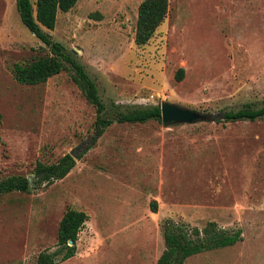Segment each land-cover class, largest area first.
Listing matches in <instances>:
<instances>
[{"label":"rangeland","instance_id":"rangeland-1","mask_svg":"<svg viewBox=\"0 0 264 264\" xmlns=\"http://www.w3.org/2000/svg\"><path fill=\"white\" fill-rule=\"evenodd\" d=\"M141 1L79 0L45 30L96 81L105 114L170 101L218 119L116 121L98 137L96 109L70 66L37 85L15 79L16 63L51 50L23 24L17 0H0V178H32L29 191L0 194V264H37L44 250L60 257L69 207L89 220L76 255L58 264H157L167 223L192 233L210 221L243 239L185 264H264V119H222L264 106V39L239 38L228 0H170L165 21L138 45ZM66 153L77 159L71 172L36 185V163Z\"/></svg>","mask_w":264,"mask_h":264},{"label":"trees","instance_id":"trees-1","mask_svg":"<svg viewBox=\"0 0 264 264\" xmlns=\"http://www.w3.org/2000/svg\"><path fill=\"white\" fill-rule=\"evenodd\" d=\"M79 0H17V7L23 24L50 47V53L36 56L26 63H16L13 66L15 79L28 85L46 82L50 77L59 74L69 66L73 70V80L83 95L96 109L97 117L95 129L100 137L114 122L145 123L150 120L162 121L160 105L134 106L126 110L117 109L111 114H105L107 105L100 95L96 81L91 77L85 66L66 51L65 46L54 41L48 30H54L58 21L59 11L68 12L74 8ZM170 10V0H142L138 9V20L135 32V42L146 44L156 33L157 28L165 21ZM184 68L177 73L178 80L184 77ZM221 118V117H220ZM218 119V118H216ZM225 121H239L264 119V106L254 107L245 105L236 110L225 111L222 115ZM3 115L0 113V127ZM94 141L93 143H95ZM92 143V144H93ZM90 146L79 156L81 157ZM77 159L72 153H66L55 162L38 161L34 172L37 176L36 185L51 184L55 180L66 177L76 166ZM32 181L25 175H10L0 178V194L9 191L26 192L31 189ZM157 211V202H153ZM89 220V214L76 207H69L59 225V251H42L37 264H58L73 257L77 253V242L80 232ZM196 235V238L192 235ZM243 239L241 230L233 233L220 228L215 221L208 222L202 229L195 227L190 233L182 226L165 225V250L159 257L157 264H185L192 255L206 250L227 247ZM70 240L73 241L70 244Z\"/></svg>","mask_w":264,"mask_h":264},{"label":"crops","instance_id":"crops-1","mask_svg":"<svg viewBox=\"0 0 264 264\" xmlns=\"http://www.w3.org/2000/svg\"><path fill=\"white\" fill-rule=\"evenodd\" d=\"M229 3L234 8L233 17L229 22L234 24L233 29L239 34V38L254 41L264 39V0H228ZM236 16L242 18L248 16L246 19L249 18L250 22L248 20L247 24L242 23L241 26H237ZM252 49L259 50V47L253 46Z\"/></svg>","mask_w":264,"mask_h":264},{"label":"water","instance_id":"water-1","mask_svg":"<svg viewBox=\"0 0 264 264\" xmlns=\"http://www.w3.org/2000/svg\"><path fill=\"white\" fill-rule=\"evenodd\" d=\"M162 109V120L167 125H172L176 123H196L202 120L215 119L218 115H212L204 113L195 109L181 106L179 104L164 101L161 104ZM32 181V178L29 177ZM73 241L70 240V244Z\"/></svg>","mask_w":264,"mask_h":264}]
</instances>
